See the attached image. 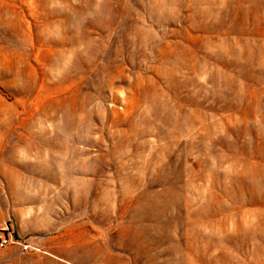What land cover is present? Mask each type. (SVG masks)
<instances>
[{"label": "rangeland", "instance_id": "rangeland-1", "mask_svg": "<svg viewBox=\"0 0 264 264\" xmlns=\"http://www.w3.org/2000/svg\"><path fill=\"white\" fill-rule=\"evenodd\" d=\"M0 264H264V0H0Z\"/></svg>", "mask_w": 264, "mask_h": 264}, {"label": "built area", "instance_id": "built-area-1", "mask_svg": "<svg viewBox=\"0 0 264 264\" xmlns=\"http://www.w3.org/2000/svg\"><path fill=\"white\" fill-rule=\"evenodd\" d=\"M15 244L20 246L22 252L30 249L29 244L24 243L15 237L14 232L6 223L0 224V249H5Z\"/></svg>", "mask_w": 264, "mask_h": 264}]
</instances>
